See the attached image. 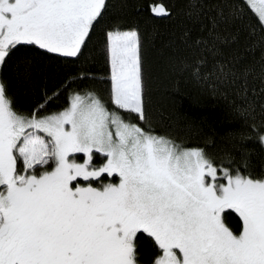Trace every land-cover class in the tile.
Returning a JSON list of instances; mask_svg holds the SVG:
<instances>
[{
    "label": "snow or ice",
    "instance_id": "1",
    "mask_svg": "<svg viewBox=\"0 0 264 264\" xmlns=\"http://www.w3.org/2000/svg\"><path fill=\"white\" fill-rule=\"evenodd\" d=\"M183 2L192 56L179 71L240 124L214 155L148 126L141 34L106 20L110 0H0V264H264V170L249 148L264 149V0ZM148 10L172 15L162 0ZM98 33L108 102L82 88L56 113L14 109L5 70L21 49L75 63ZM142 237L156 249L146 262Z\"/></svg>",
    "mask_w": 264,
    "mask_h": 264
},
{
    "label": "trees",
    "instance_id": "2",
    "mask_svg": "<svg viewBox=\"0 0 264 264\" xmlns=\"http://www.w3.org/2000/svg\"><path fill=\"white\" fill-rule=\"evenodd\" d=\"M151 0H110L106 20H122L126 27L138 28L142 38V53L148 89L149 127L186 147H204L214 155L225 146L223 138L228 129H238L240 124L229 119L227 103L213 95L207 88L196 83L187 73L178 68L180 59L190 58L192 51L179 43L178 37L186 28H191L183 0H162L172 13L170 18L153 16L148 5ZM195 34V33H194ZM176 41L175 45L172 42ZM22 57L31 60V75L27 79L23 71ZM89 73V79H76L81 70ZM109 66L100 34L86 53V59L70 62L49 58L34 49H21L5 70L8 95L14 109L30 115L41 110V115L61 111L68 106V96L73 90L86 88L109 101ZM69 87L65 88V85ZM211 138L212 144L206 142ZM253 171L264 170V149L258 143H250ZM233 230L239 228L235 214L226 217ZM141 258L146 262L156 253L152 242L142 237L138 242Z\"/></svg>",
    "mask_w": 264,
    "mask_h": 264
},
{
    "label": "rangeland",
    "instance_id": "3",
    "mask_svg": "<svg viewBox=\"0 0 264 264\" xmlns=\"http://www.w3.org/2000/svg\"><path fill=\"white\" fill-rule=\"evenodd\" d=\"M63 109H64V108H63ZM63 109H62V110H63ZM62 110H61V111H62Z\"/></svg>",
    "mask_w": 264,
    "mask_h": 264
}]
</instances>
